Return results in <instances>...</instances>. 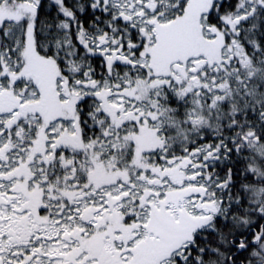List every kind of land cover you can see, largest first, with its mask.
<instances>
[{
	"label": "snow or ice",
	"instance_id": "snow-or-ice-1",
	"mask_svg": "<svg viewBox=\"0 0 264 264\" xmlns=\"http://www.w3.org/2000/svg\"><path fill=\"white\" fill-rule=\"evenodd\" d=\"M0 264H264V0H0Z\"/></svg>",
	"mask_w": 264,
	"mask_h": 264
}]
</instances>
